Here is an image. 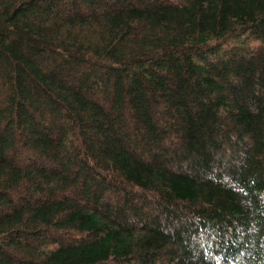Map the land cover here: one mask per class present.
Returning <instances> with one entry per match:
<instances>
[{
  "label": "trees",
  "instance_id": "1",
  "mask_svg": "<svg viewBox=\"0 0 264 264\" xmlns=\"http://www.w3.org/2000/svg\"><path fill=\"white\" fill-rule=\"evenodd\" d=\"M0 264H264V0H0Z\"/></svg>",
  "mask_w": 264,
  "mask_h": 264
},
{
  "label": "rangeland",
  "instance_id": "2",
  "mask_svg": "<svg viewBox=\"0 0 264 264\" xmlns=\"http://www.w3.org/2000/svg\"><path fill=\"white\" fill-rule=\"evenodd\" d=\"M138 153H139V152H138ZM196 241H197V242H200V239H197ZM196 244H197V243H196ZM14 256H16V257H17V255H14Z\"/></svg>",
  "mask_w": 264,
  "mask_h": 264
}]
</instances>
